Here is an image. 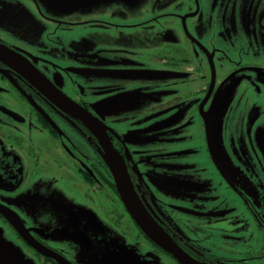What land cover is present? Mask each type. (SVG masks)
<instances>
[{
    "label": "flooded vegetation",
    "instance_id": "obj_1",
    "mask_svg": "<svg viewBox=\"0 0 264 264\" xmlns=\"http://www.w3.org/2000/svg\"><path fill=\"white\" fill-rule=\"evenodd\" d=\"M121 1L131 14L0 3L22 48L0 44L98 122L132 198L189 258L264 264V0ZM45 94L0 58V264H179L131 218L92 128Z\"/></svg>",
    "mask_w": 264,
    "mask_h": 264
},
{
    "label": "water",
    "instance_id": "obj_2",
    "mask_svg": "<svg viewBox=\"0 0 264 264\" xmlns=\"http://www.w3.org/2000/svg\"><path fill=\"white\" fill-rule=\"evenodd\" d=\"M42 1L44 5L48 2L47 0ZM0 58H3L7 64L15 65L24 77L29 79L33 84H38L39 88L46 93L45 95L52 94V96L56 98V101L62 106L69 108V110H71L78 118L92 128L105 153V161L113 176L119 198L135 224L142 230V232L160 249L171 255L179 264H198L181 251L171 239L150 220L132 198L128 184L125 180L123 169L119 164V160L109 144L106 133L102 130V127H100L98 122L89 116V114L80 110L77 106L64 98L61 93L53 89L35 69H32L25 64L23 57L1 44Z\"/></svg>",
    "mask_w": 264,
    "mask_h": 264
},
{
    "label": "rangeland",
    "instance_id": "obj_3",
    "mask_svg": "<svg viewBox=\"0 0 264 264\" xmlns=\"http://www.w3.org/2000/svg\"><path fill=\"white\" fill-rule=\"evenodd\" d=\"M9 1L10 0H0V3H2L3 7H5V10H10V12L13 13L14 12L13 4L8 5L7 2H9ZM14 1H16V0H12V2H14ZM36 1L39 4H41L39 2V0H36ZM47 1H48V11L53 12V13H59V14L63 13V18L67 17V16H70V18L71 17L77 18V15H81V14L85 13L86 11H89L90 9H94L97 0H47ZM116 1L117 0H114L115 3H116ZM3 3H5V4H3ZM116 4L119 5V9L125 11L126 13L131 14V11H130L131 4L126 5V3L122 2L121 0H118ZM133 4H134V13L141 12L144 8H146L144 6L145 0H134ZM14 17H15V15H14ZM41 26L38 23V27H41ZM19 27H20V24L15 25L12 22H6L2 19L0 20V36H1V34L4 35V38L2 37V40L6 41V43H8L9 46H11L12 48L21 50L22 46L15 43V42L19 41V39H18L19 34H20ZM84 96L86 97L87 93H85ZM215 107H216V105H215ZM231 113H235V111L233 110V111H231ZM228 122L232 123L233 118L231 117ZM187 133H190V132L188 131ZM250 135H251V133H250ZM260 139H264V134L260 136ZM46 145H47L48 149L51 151V153L44 152L45 157H47L46 159H50L52 157H61V153H54V151L52 150V149H54L55 145H49V144H46ZM217 151L219 153H222V154H224V153L228 154V152H227V150L223 144H221V146L219 145L217 147ZM218 152H216L217 156L219 155ZM213 162H214L213 164H214L215 168L218 169V167H220V166L218 165V161L216 160L215 157L213 158ZM236 170H238V169L236 168ZM68 171L69 170H66V172H65L64 170H62L59 172L55 167H53V169L50 170V172L55 173L57 178L60 176L58 173H60L65 181H69L70 177H71L70 173H68ZM200 181H202V179H200L199 177L194 179V182L198 188H202ZM217 181L218 180L216 178L215 181H213L211 183L213 188H216ZM41 187L44 188L47 193H49L50 195H53L47 189V187L44 186L43 183H41V182H38L37 187H35V188H41ZM48 188H50V190L52 188L54 190V192L56 191L55 190L56 187L54 186V184L52 182L49 184ZM216 189H217V192H221L222 190H224V188L222 186H218ZM64 198H67V197L65 195H63L61 199H58L57 202H53V203L55 204V203L62 202ZM65 200L67 202L71 201L68 204H71V205L75 204V202L71 199H70V201L67 199H65ZM101 202H102V204H109V201L106 200V197H102ZM247 232L248 233L245 234L246 238L252 234V230L248 228ZM119 243L121 245H125L124 241H119Z\"/></svg>",
    "mask_w": 264,
    "mask_h": 264
}]
</instances>
